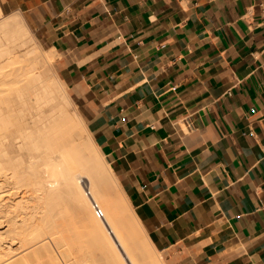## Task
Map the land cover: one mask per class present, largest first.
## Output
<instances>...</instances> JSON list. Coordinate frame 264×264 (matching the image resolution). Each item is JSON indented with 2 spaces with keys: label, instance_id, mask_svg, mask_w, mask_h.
I'll use <instances>...</instances> for the list:
<instances>
[{
  "label": "crops",
  "instance_id": "obj_1",
  "mask_svg": "<svg viewBox=\"0 0 264 264\" xmlns=\"http://www.w3.org/2000/svg\"><path fill=\"white\" fill-rule=\"evenodd\" d=\"M259 1L0 0L52 52L161 264H264Z\"/></svg>",
  "mask_w": 264,
  "mask_h": 264
},
{
  "label": "bare ground",
  "instance_id": "obj_2",
  "mask_svg": "<svg viewBox=\"0 0 264 264\" xmlns=\"http://www.w3.org/2000/svg\"><path fill=\"white\" fill-rule=\"evenodd\" d=\"M52 56L40 48L19 13L0 18V193L9 196L0 202V227H6L0 239L14 232L24 249L33 250L52 237L62 243L72 220L79 218L101 238L108 264H161L147 236L143 233L141 241L130 226L141 227L130 205L108 191L110 183L119 185L64 81L40 69ZM7 63L19 65L6 74ZM95 203L103 217L96 214ZM1 243L0 264L18 261L15 246L8 243L3 251Z\"/></svg>",
  "mask_w": 264,
  "mask_h": 264
},
{
  "label": "rangeland",
  "instance_id": "obj_3",
  "mask_svg": "<svg viewBox=\"0 0 264 264\" xmlns=\"http://www.w3.org/2000/svg\"><path fill=\"white\" fill-rule=\"evenodd\" d=\"M14 13H19V12H14ZM14 13H11V14H14ZM11 14H2L1 17L7 16V15H11ZM19 14L22 16V18H24V16L21 13H19ZM24 21H26L25 23L30 28L31 32L34 34V32L32 30V27L29 25L27 20L25 19ZM39 46L43 50H48V48L46 46H43V45H40V44H39ZM20 48L21 47H19V49ZM25 51H26V49L22 48V49H20L19 53L22 54V53H25ZM53 58H54V56H52V59H51L50 63H48L47 65H41L40 69H42L44 71H47V73H49V74L50 73L57 74L55 61L53 60ZM17 64L19 65V63H11V64L7 63V65H4V70H6V72H7L6 74H8L11 71L12 68L16 69L14 67H17ZM47 66H48V68H47ZM11 73H12V71L10 72V74ZM66 89H67V92H68L69 96L70 97L72 96L71 97V99L73 98L72 101L74 100L73 101V105L75 106L76 110H77V107L79 108V110H81L80 105L76 102V99L72 95L70 89L67 88V85H66ZM89 127H90V124H89ZM104 158H105V156H104ZM107 163H108V161H107ZM114 178L116 179L115 176H114ZM82 180H83V183H84V185H85V187L87 189L88 188V186H87L88 179L83 177ZM116 181H117V179H116ZM117 183H118V181H117ZM118 185H119V183H118ZM7 189H9V188L7 187ZM108 191L110 192V194H112V196L114 195V196L119 197L122 200H124V203L127 205V203H128L127 198L124 195V193L122 192V190L120 189V185L119 186H115L114 183H110L109 187H108ZM20 193L22 194V192H19L18 194L15 195V197L17 199L20 198L19 197ZM119 195H121V196H119ZM4 197L7 198V200ZM0 200H2V201H0L2 203L7 202V201H9V196L2 195L0 193ZM128 208H130V206ZM130 210L132 211L131 208H130ZM58 219L59 220H63L62 217H59ZM81 222L82 221L79 218H75V219L72 220V222H71L72 226L71 227H73V228L69 229V232L66 234V240L63 241L62 243L59 240H56V239L54 240V238L52 237L51 238L52 243H51V240L49 239L48 240V244L46 246H43L41 248L34 249V250H33V247H31L29 249H24L25 246L23 247V246L20 245L21 242H20L19 238L17 236H15L16 234L14 232H10L12 235L10 233H7V234H5V237L3 235L2 239H0L1 240L0 242H2L1 245H3L2 249L4 251L5 250L4 246H6L8 243H11L13 247L15 246L14 248H16V249H14V250L17 252V255H15L16 256L15 258L18 259V261L15 260V262L13 264H17V263L18 264H22L25 260H27V261H25L23 264H31V263L32 264H108L106 258H108L110 255L108 254V252L106 250H104V248H102V244H101L102 240H101V238L91 234L89 232V230L87 228H85L84 225H82L83 222L82 223ZM130 226L133 227V229L136 228L135 229L136 232H140V233H138V235L140 234V236H142L140 238L141 241H142L143 233H144V232H142L143 230H141L142 228L141 227H140V229H139V227L137 228V224H135V225L131 224ZM2 228L5 229L6 227L4 228V226H1L0 230H3ZM137 229L140 230V231H138ZM10 239H12V240H10ZM143 240H145V239H143ZM144 242H146V241H143V243ZM50 243H51V245H50ZM22 248H23V250H22ZM29 250H30V252H29ZM36 251H37V253H36ZM45 251H47V252H45ZM12 253H14V252H12ZM32 257H34V258H32ZM22 259H25V260H22ZM21 260H22V262H21ZM31 260H33V261H31Z\"/></svg>",
  "mask_w": 264,
  "mask_h": 264
},
{
  "label": "built area",
  "instance_id": "obj_4",
  "mask_svg": "<svg viewBox=\"0 0 264 264\" xmlns=\"http://www.w3.org/2000/svg\"><path fill=\"white\" fill-rule=\"evenodd\" d=\"M258 5H259L260 16H261L260 23L264 25V0H260ZM94 207H95V212L98 215V217H103L104 216L103 209L97 203H95Z\"/></svg>",
  "mask_w": 264,
  "mask_h": 264
}]
</instances>
